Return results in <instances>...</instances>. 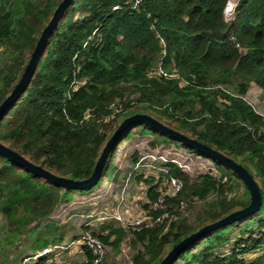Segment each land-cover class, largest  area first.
I'll use <instances>...</instances> for the list:
<instances>
[{"label":"trees","instance_id":"obj_1","mask_svg":"<svg viewBox=\"0 0 264 264\" xmlns=\"http://www.w3.org/2000/svg\"><path fill=\"white\" fill-rule=\"evenodd\" d=\"M61 1L0 0V56L4 57L0 103L19 81L41 31ZM227 1L143 0L138 10H131L128 0H73L51 34L28 87L0 121V143L55 176L85 180L106 142L126 119L121 113L144 105L151 112L143 114L240 164L261 193L262 204L254 215L191 243L174 263L264 264V248L259 257L246 262L249 253L264 243V116L244 100L251 84L264 94V0H239L229 22L224 19ZM113 7L118 8L113 11ZM158 63L179 78L148 75ZM135 128L139 135L151 133L152 149L179 144L141 124H135L122 140ZM180 146L210 161L216 176L207 173L193 181L177 166L167 164L165 179L180 180L183 189L164 200V211L151 216L167 212L168 225L163 221L127 232L110 222L95 234L115 254L132 237L133 264H159L180 241L250 202L247 188L234 172ZM117 147L102 177L109 172L106 168ZM153 182L152 178L146 181V201L151 203L160 195V183ZM234 187H243L245 197H226L225 192ZM73 192L83 191L55 186L0 156L1 229L8 246L20 236L29 239L31 252L61 243L63 235L53 233L54 225L47 222L43 233L39 226L58 205L70 203ZM211 196L209 211L194 225L180 219V202L205 201ZM29 226L32 230L27 231ZM82 231L88 229L82 226ZM27 233L40 238L36 241ZM2 240L1 252L5 251ZM83 253L85 261L80 264H88L90 255L85 248Z\"/></svg>","mask_w":264,"mask_h":264},{"label":"rangeland","instance_id":"obj_2","mask_svg":"<svg viewBox=\"0 0 264 264\" xmlns=\"http://www.w3.org/2000/svg\"><path fill=\"white\" fill-rule=\"evenodd\" d=\"M75 17H79V14H75ZM3 59L4 57L0 56V60ZM244 100L251 105L256 113L264 116V94L256 85H250ZM148 111L149 109L144 105H135L124 110L121 113V118H127L135 114H143L144 112ZM163 120L164 122L168 121L165 119ZM137 131V128L133 129V132L130 133L129 137L123 139L120 142L113 160L107 165L106 171L109 170V172L106 173L105 171L106 174L103 175L98 184L91 190L76 193L73 192L70 203L58 205L51 214L50 218L40 224V232H45V225L47 222H50L49 224H52L56 227V230L53 231V233L56 236L60 234L63 235L62 242L58 243L57 245L76 240L77 236L82 233V218L80 220L79 216L88 214L90 212V214H92L98 209L101 210L103 208H108L114 202L117 191L124 184L131 187L128 192H124L122 196L120 195V199L124 204L127 202L128 215L131 217L132 222L141 219L142 209L147 199L146 193L149 188L146 181H150L152 178L154 180L153 184L157 182L160 183L158 190L160 189L163 191V193H165L167 192V179H165L164 173L157 170L153 171L152 169H150L151 172L145 175H140L138 173L132 174L131 170L135 165L133 162L134 158H137L138 161L140 158L145 157V161L156 166L163 163L162 159H174L182 166H187L185 173H187L193 181H195L199 176L207 173H211L212 175L216 176L217 173L213 168V164L207 159L198 157L188 149L182 148L180 144H168L152 149L149 147V144L153 140L151 133L147 132L149 135H139L137 134ZM144 169L147 170L148 168H143V170ZM129 174L131 175L128 176ZM138 178H140V180H138ZM115 179L117 180L114 182ZM112 182L118 185L116 187L112 186L109 192H104V188L107 183ZM74 195L76 197L73 198ZM225 195L226 197L228 196V198L242 199L245 197V191L243 187H234L230 192H225ZM212 198L213 197L211 196L205 201H200L197 199L192 201L189 200L187 204H184L183 208H180L178 213L180 219L184 220L188 225H194L209 211V202L214 200ZM74 201L79 204L75 205V203L71 205ZM2 225L3 219L0 217V241L3 239L1 243L5 245V251H0V264H20V257L27 252H31L29 239H26L27 237L25 238L24 236H20L12 246H8L7 242L4 240L6 233L1 229ZM116 225L120 226L117 223ZM97 227H99V225ZM101 227L102 226H100V228ZM100 228L97 230V233L100 232ZM253 229H255L254 226L251 228V230ZM30 230H32V226L27 228V231ZM27 234L29 236H35L31 235L30 233ZM36 234H38V231ZM37 238H40V236H35L34 240L37 241ZM47 239L51 241L50 237ZM132 239L133 238L131 237L124 240L117 254L112 252L111 248L107 246L106 264H133L132 257L136 250H134L133 247L130 248ZM50 245L53 246L55 244L51 243ZM137 249H141V247L137 245ZM223 250L227 251L226 247ZM261 253L262 251L249 253V255L246 257V262L250 263L259 257ZM82 257L84 256L81 254L79 249L67 250L58 254L56 256V261L52 262L51 264H79V262H84ZM174 264H181V262L177 261Z\"/></svg>","mask_w":264,"mask_h":264},{"label":"water","instance_id":"obj_3","mask_svg":"<svg viewBox=\"0 0 264 264\" xmlns=\"http://www.w3.org/2000/svg\"><path fill=\"white\" fill-rule=\"evenodd\" d=\"M72 2L73 0H62L54 10L47 25L41 31V34L30 54L29 60L19 81L17 82V84H15L10 94L0 103V121L4 117L5 113L19 100L21 95L28 87L36 71L37 65L45 52L47 42L51 34L57 28L59 21L63 18L66 10L71 6ZM135 124H141L145 127H148L155 132H159L167 136L170 140H174L189 149L195 150L197 153L203 156H206L214 161L223 164L225 167L234 172L237 177L243 182L248 190L250 197V202L245 208L233 212L213 224L203 227L199 231L191 234L190 236L173 246L159 264H173L178 259L180 254L185 251L191 243L197 241L198 239L215 230L224 228L247 217H250L260 209L262 199L259 186L245 168H243L240 164L234 162L233 160L225 157L221 153L165 126L164 124L146 114L132 115L124 119L120 123L118 128L114 131L113 135L109 138L104 148L102 149V152L94 166L91 175L85 180L75 181L55 176L42 167L32 164L24 157L1 143L0 156L6 158L10 162L19 165L29 173L40 177L55 186L61 187L68 191H87L91 190L98 184L102 177V172L110 153L122 141L123 135L131 131Z\"/></svg>","mask_w":264,"mask_h":264},{"label":"built area","instance_id":"obj_4","mask_svg":"<svg viewBox=\"0 0 264 264\" xmlns=\"http://www.w3.org/2000/svg\"><path fill=\"white\" fill-rule=\"evenodd\" d=\"M143 0H128L126 4L130 6L131 10H138L140 5L142 4ZM229 1V0H228ZM227 1V3H228ZM118 7H113L112 10L116 11ZM227 4L224 10V19L226 22H229L233 19V16L235 14L233 12H227L226 11ZM150 76H158L163 77L165 79H178L177 73L174 71L167 72L165 71L161 64L158 63L154 67H152L148 73ZM157 158V157H155ZM145 157L140 158L137 163L133 166L131 173H138V174H148L150 169L157 170L159 172H162L165 174V176L168 174V169L165 165L172 164L180 168L182 171L186 172L187 166H182L178 161L174 159H162L163 163L156 166L152 163H148L145 161ZM143 168H148L147 170ZM129 174L128 176H130ZM108 184V183H107ZM116 185L108 184L104 188V192H109V190L113 187H116ZM131 186L123 185L119 188L117 191V194L114 198V202L108 207L103 208L101 210H95L92 214H83L79 216L82 226L84 228H87L88 231H81L76 240L71 241L69 243H64L60 245H53L48 246L40 251H36L33 253H30L28 255L23 256L20 259V264H41V261H47L48 264L51 263V260H56V256L62 252H65L67 250H83L84 248L90 255V260L88 264H106V257H107V246L97 237L95 234L97 233V230L100 228V226L104 225L108 222H115L120 225L121 228L126 230L127 232H135L139 231L141 228H147L151 227L155 224H161L163 221H166L167 225L171 222V217L167 212H163L160 216L152 217L151 213L157 210L164 211L163 203L166 198H172L176 196L179 192L183 189V184L180 180L175 178H169L166 180V189L167 192L163 193L160 189L158 192L160 195L158 196V199L156 202H147L145 205H147V209H142V218L139 220H136L134 222L131 221V217L128 215V207L127 202L125 204L120 199V195L122 196L124 192H128ZM184 204H187L185 202H180L179 204V211L180 208L184 207ZM99 225V227H97ZM81 226V227H82ZM97 228V229H96ZM250 242L248 243V245ZM245 245H241V248H244ZM260 248H257L253 252H261L264 248V243H260ZM49 257V258H48Z\"/></svg>","mask_w":264,"mask_h":264},{"label":"crops","instance_id":"obj_5","mask_svg":"<svg viewBox=\"0 0 264 264\" xmlns=\"http://www.w3.org/2000/svg\"><path fill=\"white\" fill-rule=\"evenodd\" d=\"M108 184L116 185L114 182H112V183H108ZM108 184H107V185H108ZM74 197H76V196L74 195L73 198H74ZM75 203H76V204H75ZM73 204L77 205V204H79V203H77V202L74 201L71 205H73ZM63 207H65V206H63ZM49 246H51V245H49ZM80 251H81V254L84 256L83 251H82V250H80ZM72 252H74V251H72ZM30 253H33V252H30ZM30 253L27 252V253L23 254V256L28 255V254H30ZM68 253H69V252H68ZM23 256H21L20 258H22ZM48 258H49V257H48ZM82 258H83V259H82ZM82 258H81V259L85 261V258H84V257H82ZM19 260H20V259H19ZM55 261H56V260H51V263H52V262H55ZM19 262H20V261H19ZM51 263H49V264H51ZM80 263H82V262H79V264H80ZM43 264H48V262H47V261H44Z\"/></svg>","mask_w":264,"mask_h":264},{"label":"clouds","instance_id":"obj_6","mask_svg":"<svg viewBox=\"0 0 264 264\" xmlns=\"http://www.w3.org/2000/svg\"><path fill=\"white\" fill-rule=\"evenodd\" d=\"M239 6V0H229V12H233ZM156 184V183H155Z\"/></svg>","mask_w":264,"mask_h":264},{"label":"bare ground","instance_id":"obj_7","mask_svg":"<svg viewBox=\"0 0 264 264\" xmlns=\"http://www.w3.org/2000/svg\"><path fill=\"white\" fill-rule=\"evenodd\" d=\"M227 7H228V9H229V1H228V3H227Z\"/></svg>","mask_w":264,"mask_h":264}]
</instances>
